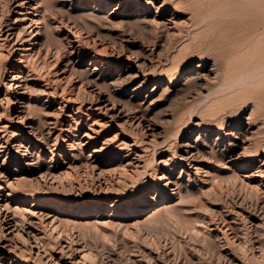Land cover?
<instances>
[{"label":"rangeland","instance_id":"1","mask_svg":"<svg viewBox=\"0 0 264 264\" xmlns=\"http://www.w3.org/2000/svg\"><path fill=\"white\" fill-rule=\"evenodd\" d=\"M92 1L0 0V264H264L263 5Z\"/></svg>","mask_w":264,"mask_h":264},{"label":"bare ground","instance_id":"2","mask_svg":"<svg viewBox=\"0 0 264 264\" xmlns=\"http://www.w3.org/2000/svg\"><path fill=\"white\" fill-rule=\"evenodd\" d=\"M33 0H22V2L20 3V7L21 8H25V6H27L28 7V9H33L34 10V12H37L38 10L36 9V7H33V6H31L32 4H31V2H32ZM82 1H85V0H82ZM87 1H89L90 2V0H87ZM201 2H203L202 0H200ZM214 1V4H215V0H213ZM219 1V0H218ZM222 1V0H221ZM221 1H219V2H221ZM225 1V0H224ZM228 2H230V1H237V0H227ZM244 3H235V2H230V4L232 3L233 4V6H234V9H231V10H228V11H226L225 13H222V14H224V17H229V16H236V15H238V14H250L251 15V1L252 0H242ZM241 0H240V2H242ZM259 3H261L260 4V6H262V7H260V8H262L261 10H262V12H263V10H264V0H257ZM210 2H212L211 0H210ZM210 2L208 3V4H210ZM228 2H222L224 5H222V7H224L225 6V3L227 4ZM255 2H256V0H255ZM92 3L94 4V6L96 7L95 9L96 10H100V9H106L105 7H107V6H105L104 4H105V0H93L92 1ZM200 3V2H199ZM216 3H217V5L218 6H220L219 5V3L216 1ZM253 3H254V1H253ZM202 4V3H201ZM204 4V3H203ZM206 4V3H205ZM231 4V5H232ZM258 3H256V6H258L257 5ZM200 5V4H199ZM198 6V5H197ZM197 6L195 7V8H197ZM205 6V5H204ZM206 6H208V8H209V5H206ZM211 6V5H210ZM216 6V5H215ZM214 6V7H215ZM227 6H229L228 4L226 5V8L227 9H230L229 7H227ZM255 6V7H256ZM82 7V6H81ZM222 7L220 8V11H221V9H222ZM252 7H253V5H252ZM258 7V8H259ZM179 8V7H178ZM194 8V9H195ZM203 8V7H202ZM201 8V9H202ZM207 8V7H206ZM205 8V9H206ZM207 8V9H208ZM132 8L131 7H128V8H126V12L128 13L130 10H131ZM181 9V8H180ZM180 9H177V8H175V11L174 12H179V10ZM193 9V8H192ZM205 9L203 10V11H205ZM207 9H206V11H207ZM216 9H217V7H216ZM224 9V8H223ZM119 10V7H113V8H111V9H107V15H115L116 14V11H118ZM134 10H136V12H134V13H136V14H139L142 10H143V8H141V6H135V8H134ZM210 10H212L211 8H210ZM209 10V11H210ZM225 10V9H224ZM181 11V10H180ZM197 11H199V9L197 10ZM214 11V10H213ZM218 11V10H217ZM259 11H260V9H259ZM196 12V11H195ZM200 12H201V10H200ZM197 13V12H196ZM195 13V14H196ZM221 13V12H220ZM253 13V12H252ZM258 13V12H257ZM19 14H21V13H19ZM28 14H30V16H32L31 18H30V24L28 25V27H30V26H33V25H37L38 23H39V20L38 19H35V17H37V16H39V15H37V14H33L32 15V13H28ZM200 13H198V15H199ZM202 14V13H201ZM205 14H206V12H205ZM207 14H209L208 12H207ZM218 14V13H217ZM216 14V15H217ZM259 14V13H258ZM198 15H197V17L196 18H200L201 17V19L203 18V16L202 15H204V14H202V15H199L200 17H198ZM214 15V14H213ZM219 15V14H218ZM193 16V15H192ZM207 16V15H206ZM220 16V15H219ZM222 16V15H221ZM264 16V15H263ZM204 17H205V15H204ZM239 17H240V15H239ZM261 17V16H260ZM206 18V17H205ZM211 18V17H210ZM219 18V17H218ZM264 18V17H263ZM221 19V18H220ZM228 19V18H227ZM16 20H21V19H16ZM209 20V19H208ZM208 20H206V21H208ZM213 20H214V17H213ZM194 21H196V20H194ZM197 21H198V19H197ZM205 21V23L207 24L208 22H206ZM211 21V20H210ZM217 21H219V19H217ZM217 21H215V22H217ZM223 21V20H222ZM221 20L219 21V22H217L216 24L217 25H215V23H213L214 25H215V28H217L216 26H220V25H222L223 26V24L224 23H226L225 21H224V23L222 22ZM233 21V20H232ZM249 21V20H248ZM213 22V21H212ZM238 22V21H237ZM241 22V21H240ZM196 23V22H195ZM223 23V24H222ZM228 23V22H227ZM246 23V22H245ZM249 23V22H248ZM251 23V22H250ZM193 24V23H192ZM206 24H204V25H206ZM208 24H212V23H208ZM235 24H236V22H235ZM244 24V23H243ZM252 24V23H251ZM251 24H249V26L251 25ZM254 24H255V22H254ZM263 24H264V22H263ZM199 25V24H198ZM203 25V26H204ZM210 25H208L209 27H210V29H212L213 30V28H211V26ZM214 25L212 26V27H214ZM234 25V24H233ZM239 25V24H238ZM256 25H257V23H256ZM261 25H262V22H261ZM230 26V25H229ZM236 26H237V24H236ZM245 26H247V25H245ZM252 26V25H251ZM260 26V25H259ZM263 26V25H262ZM225 27V26H224ZM258 27V26H257ZM206 28H207V25H206ZM206 28H205V30H206ZM228 28V27H227ZM247 28V27H246ZM254 28V27H253ZM251 29V28H250ZM215 30V29H214ZM214 30H213V34H214ZM253 30V29H252ZM222 31V30H221ZM262 31H264L263 29H262ZM261 31V32H262ZM223 32V31H222ZM246 32V31H245ZM260 32V31H259ZM247 33V32H246ZM257 33V32H256ZM33 36L30 38V41H32V42H35V41H37L38 39H39V37H40V33H39V31H38V29L36 28L34 31H33ZM222 34V33H221ZM250 34H252V33H250ZM254 34V33H253ZM261 34V33H260ZM210 35H211V33H210ZM264 35V34H263ZM209 36V35H208ZM215 35H213V36H210V38L211 37H214ZM219 36H221V35H219ZM255 36V35H254ZM253 36V37H254ZM245 37V36H244ZM246 37H248V36H246ZM245 37V38H246ZM257 37V36H256ZM258 37H259V35H258ZM220 38V37H219ZM218 38V39H219ZM258 39V38H257ZM256 39V40H257ZM216 40V39H215ZM248 40H249V38H248ZM255 40V39H254ZM259 40V39H258ZM262 40V39H261ZM211 41V40H210ZM213 41H214V38H213ZM220 41V40H219ZM260 41V40H259ZM258 42V41H257ZM251 43H253V42H251ZM264 43V42H263ZM35 44V43H34ZM248 44V43H247ZM261 44V43H260ZM245 46V45H244ZM253 46V45H252ZM247 47V46H246ZM254 48V47H253ZM252 48V49H253ZM264 49V48H263ZM262 49V50H263ZM257 49H255V51H256ZM259 50V49H258ZM261 50V49H260ZM246 51V50H245ZM244 51V52H245ZM264 52V51H263ZM250 53H251V51H250ZM260 53H262V52H260ZM264 54V53H263ZM262 55V54H261ZM248 57V56H247ZM260 57H262V56H260ZM246 58V57H245ZM247 59V58H246ZM249 60V59H248ZM247 60V61H248ZM251 60V59H250ZM249 60V61H250ZM253 60V59H252ZM252 60H251V62H252ZM255 60V59H254ZM264 60V59H263ZM260 61H262V60H260ZM19 63L20 64H22V61H19ZM247 63V62H246ZM253 63V62H252ZM255 63V62H254ZM257 63V62H256ZM261 63V62H260ZM257 64H259V62L257 63ZM261 64H263V63H261ZM251 65V64H250ZM24 66V65H23ZM259 67H260V65H258ZM258 66H256V67H258ZM204 67V65L202 64V63H200L199 65H198V68H200V69H202ZM251 67V66H250ZM245 69H247V68H245ZM255 69V68H254ZM14 70V72L13 73H15V74H19V73H21L22 71H21V66H16V67H14L12 70H11V72ZM248 70H250V69H248ZM251 70H252V68H251ZM251 70H250V75H252L251 74ZM247 71V70H246ZM249 72V71H248ZM253 72V71H252ZM257 72H259V71H257ZM244 73V72H243ZM249 74V73H248ZM247 74V75H248ZM256 75V74H255ZM105 76H111V73H107V74H105ZM203 75H200V76H194V74L193 75H191V74H188V75H186L185 77H184V79H181V77H176V78H174V79H171L170 81H169V86L170 87H176V86H178L179 84H183V83H186L187 84V82L188 81H190V80H198V79H202L203 77H202ZM243 76H246V75H243ZM15 78L17 77V75L16 76H14ZM247 77V76H246ZM246 77H244V78H246ZM250 77V76H249ZM18 78V77H17ZM19 88V87H18ZM18 88L16 87V84L13 86V88L10 90V92H9V94L13 97V101L11 102V106L10 107H13V104H14V102L16 101V99H18V97L20 96L19 95V90H18ZM17 89V91L15 92V90ZM98 101L100 102V103H102V102H104L105 100H103L102 98H99L98 99ZM27 111V106H25L24 107V110L23 111H20V112H26ZM247 119V118H246ZM237 120V119H236ZM237 123H236V125H234V127H238L239 125H240V123H239V121L237 120L236 121ZM207 133H213V131L212 130H209V129H206L205 130ZM245 132H248V131H245ZM250 133V132H249ZM199 134V133H198ZM233 134H235V133H233V132H227V133H225V135H227V136H233ZM201 136H207V135H205V134H201ZM200 139H201V137H199ZM235 138H238V137H235ZM15 140V138H13L12 139V141H14ZM198 139L196 138L195 140H193L192 139V143L191 142H189V143H184L182 146L183 147H186V154L189 152L188 151V149L189 150H191V149H193L194 148V145H193V142H195V141H197ZM246 141V140H245ZM241 142H244V139L242 140V139H240L239 141H238V143L237 144H235V145H232L233 146V148H237L239 145H240V143ZM234 144V143H233ZM204 146V145H203ZM205 147H207V145H205ZM228 153L229 152H233V150L232 149H228V151H227ZM190 153V152H189ZM220 154L222 155V156H226V154L227 153H224V152H220ZM220 154H218V155H220ZM221 155H220V157H221ZM188 157V156H187ZM185 158V160H189L188 158ZM182 160H184L183 158H182ZM247 161V160H246ZM253 163V162H252ZM252 163H250V164H252ZM193 169V168H192ZM155 187H156V185H155ZM154 187V188H155ZM43 204L44 205H47V204H50L47 200H43ZM147 206H146V203L145 202H141V204L135 209L136 211V213H138V212H141L144 208H146ZM164 209L165 208H167V207H163ZM162 208V209H163ZM161 210V209H160ZM64 211H66L65 209H64ZM157 212V211H156ZM69 214H73V211L72 210H70L69 212H68ZM81 213V212H80ZM78 214V215H81V214ZM154 214H155V211L153 212ZM114 216H121L120 215V213H119V211H117V210H115L114 208H112L111 210H110V214H109V217H114ZM5 253V252H4ZM200 258H203V257H200ZM182 259H184V258H182ZM204 259V258H203ZM191 260V259H190ZM189 260V261H190ZM166 261V260H165ZM176 261V260H175ZM183 261V260H182ZM191 262V261H190ZM197 262V261H196ZM172 263V262H171ZM174 264V263H173ZM185 264V263H184ZM190 264V263H189Z\"/></svg>","mask_w":264,"mask_h":264}]
</instances>
